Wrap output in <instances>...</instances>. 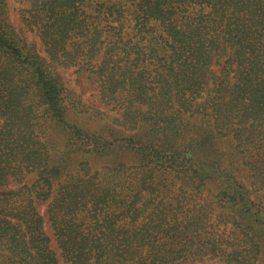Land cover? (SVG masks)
Masks as SVG:
<instances>
[{"label": "trees", "instance_id": "trees-1", "mask_svg": "<svg viewBox=\"0 0 264 264\" xmlns=\"http://www.w3.org/2000/svg\"><path fill=\"white\" fill-rule=\"evenodd\" d=\"M21 3L18 27L0 0V264H261L264 0Z\"/></svg>", "mask_w": 264, "mask_h": 264}, {"label": "rangeland", "instance_id": "rangeland-1", "mask_svg": "<svg viewBox=\"0 0 264 264\" xmlns=\"http://www.w3.org/2000/svg\"><path fill=\"white\" fill-rule=\"evenodd\" d=\"M11 16L15 24L19 27L22 26V22L20 20V6L21 0H8ZM30 37L36 38L32 32H27ZM60 72L63 78L67 81V84L70 88H72L75 92H77L85 101L97 102L100 105L102 104L99 101V96L97 93V89L95 87V83L93 80L86 74L81 73L77 70V66L68 67V68H60ZM100 165V164H99ZM243 173V172H242ZM243 178V175H242ZM18 186V185H17ZM53 233L52 230H50ZM55 238V237H54ZM261 264H264V256L261 259Z\"/></svg>", "mask_w": 264, "mask_h": 264}]
</instances>
